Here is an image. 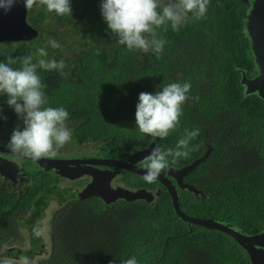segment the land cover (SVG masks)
<instances>
[{
	"label": "trees",
	"instance_id": "obj_1",
	"mask_svg": "<svg viewBox=\"0 0 264 264\" xmlns=\"http://www.w3.org/2000/svg\"><path fill=\"white\" fill-rule=\"evenodd\" d=\"M70 3L72 16L34 6L28 21L39 36L29 42L2 43L6 47L0 48V62H7V55L29 54L37 62L40 47H46L47 59L64 60L63 75L37 70L47 85L44 107L65 108L72 139L90 141L108 157H130V152L153 141L163 149L175 148L185 129L198 128V137L189 145L196 150L167 168L181 169L210 150L185 177L202 193L196 196L180 189L181 209L248 235L264 230V100L246 95L240 83L241 71L255 73L250 42L243 34L247 0H210L205 18L195 20L189 14L179 31H173L170 23L158 28L157 38L167 41L159 59L152 52H129L117 43L101 15L102 0ZM50 38L61 47L48 45ZM67 51L71 52L65 55ZM12 67L20 68L19 60ZM173 82H190L188 95L198 99L182 106L176 130L154 140L136 127L139 94H154ZM2 99L7 101V96ZM6 110L13 129L19 118L8 104ZM153 183L133 187L155 191L157 182ZM161 188L152 203L119 199L106 205L95 198L74 199L48 226L49 245L31 232L34 237L26 249L19 247L20 256L34 264H122L132 257L137 264H250L243 247L226 233L182 221L167 189ZM46 205L33 201L32 191L23 196L0 192V251L18 235L17 221L24 220L21 225L32 231L40 220L37 207L43 211ZM15 241L16 246L22 243ZM0 253V261L7 258L19 264L13 255Z\"/></svg>",
	"mask_w": 264,
	"mask_h": 264
},
{
	"label": "clouds",
	"instance_id": "obj_2",
	"mask_svg": "<svg viewBox=\"0 0 264 264\" xmlns=\"http://www.w3.org/2000/svg\"><path fill=\"white\" fill-rule=\"evenodd\" d=\"M19 0H0V10L5 14L10 12ZM27 12L41 6L48 13L55 12L59 16H72L73 10L70 0H23ZM210 0H102L101 15L107 24V29L116 38L117 43L126 45L129 52H152L159 59L167 43L156 36L161 26L171 24L173 31H179L191 18L200 20L205 18ZM159 9V10H158ZM167 31V28L164 29ZM47 44L53 49L61 45L55 39H49ZM6 47L0 44V48ZM46 47L36 50L33 54L13 58L7 55V62H0V96H7V104L17 114L22 122L12 131L6 147L14 153L33 160L45 156H54L56 151L64 147L71 140V130L66 121L70 118L68 111L63 108L44 107L47 97L38 69L45 71H59L63 75L64 60L47 59ZM19 60L21 67L13 68ZM192 85L190 82H173L157 90L154 94L141 92L136 106V127L140 133L156 138H167L177 129L182 115V106L189 100L198 99L188 95ZM0 119L3 116L0 107ZM199 135V129H185L175 148L163 149L159 145L152 149L140 163L147 169L143 179L147 183L157 180L161 172L174 165L181 158H187L191 151L190 142ZM135 154L134 151L129 153ZM116 203V202H115ZM43 221L37 220L33 226V235L37 238L44 236ZM19 264H34L29 257H18ZM0 264H11L5 258ZM122 264H137L132 257Z\"/></svg>",
	"mask_w": 264,
	"mask_h": 264
},
{
	"label": "water",
	"instance_id": "obj_3",
	"mask_svg": "<svg viewBox=\"0 0 264 264\" xmlns=\"http://www.w3.org/2000/svg\"><path fill=\"white\" fill-rule=\"evenodd\" d=\"M248 8L243 16L244 30L243 34L249 39L252 57L255 63V73L249 76L248 72L241 71V86L246 95H257L264 100V0H247ZM39 36V31L33 27L28 21V12L24 7L23 0H19L16 6L7 14L0 10V44L2 43H19L29 42ZM157 146L153 141L149 147L138 150L130 159H85V160H59L42 157L39 160H33L20 154L11 152L7 147H0V151L15 156H20L26 160H30L38 164L45 170H53L61 177L72 180L79 179L86 175L92 176L93 180L79 195L82 200L97 196L102 199L106 205H111L119 199L128 202L137 200H145L149 203L155 198L154 193L142 188L131 191L125 188L113 189L110 181L118 174L117 171L107 170L108 174L105 179L100 170L94 169L93 165H105L117 169L129 171L144 177L147 169L138 166L152 149ZM210 150L205 155L192 164L181 169H165L157 178V182L162 184L171 196L174 209L177 216L190 225L203 226L210 230H217L226 233L232 237L243 249L249 257L250 264H264V230L261 232L248 235L237 227L215 221L212 219H202L188 215L181 209V197L179 189L189 190L195 194L202 193L192 184L185 182V177L192 172L200 163L205 161L209 156ZM84 165L89 166H82ZM18 165L11 160L0 157V174L8 179L16 180L21 177ZM79 171V174L73 175V172ZM161 191L157 192L160 195Z\"/></svg>",
	"mask_w": 264,
	"mask_h": 264
},
{
	"label": "flooded vegetation",
	"instance_id": "obj_4",
	"mask_svg": "<svg viewBox=\"0 0 264 264\" xmlns=\"http://www.w3.org/2000/svg\"><path fill=\"white\" fill-rule=\"evenodd\" d=\"M0 107H2L3 109V116L7 117V120L4 119H0V147L2 148H6L7 142L4 140V136H3V132H9L10 134L12 133V131L14 130L11 129L10 127V118L8 116V110H6L7 108V104L6 101H4L3 99L0 100ZM22 127V122L19 120V123ZM16 128V127H15ZM3 136V137H2ZM9 136V135H8ZM9 138V137H8ZM73 140V139H72ZM90 148L89 151L91 152H95V153H90V156H80V155H72L69 157H63L61 156V154L57 155L55 154L54 156H45V158H50V159H59V160H85V159H91L93 157H97L100 158L102 160L105 159H118V160H128L131 158L130 157H108L106 156V154L104 152H102V150L100 149L99 146L94 145L92 143H90ZM143 150V149H142ZM65 151V150H63ZM61 151V152H63ZM61 152H57V153H61ZM137 152V151H135ZM0 157L5 158L7 160H11L14 161L19 168V174L21 175V177H17L16 180H11L6 178L5 176L0 174V192H9L12 194H16L18 196H23L25 194V192L27 191H32L33 193V201H39L42 203V206L46 205V208L42 211L41 207H37V213L39 214L38 216L40 217V220L43 221L42 227L44 228V236L41 237L40 240H46L48 238V233L46 232V229H48V226L50 225L52 219H54V216L56 215V213L59 211L60 208H62L63 206H66L68 204H70L72 201H74V199L80 198V193L89 185L91 184L93 177L86 175L84 177H81L79 179L76 180H72L69 178H65V177H61L60 175H58L55 171L53 170H45L44 168L39 167V172H41V174L35 173L33 174V172H31L29 169H31L29 166L32 164H27L25 163V161H28L29 163H34L33 161L30 160H26L20 156H15L12 154H7L3 151H0ZM85 157H90V158H85ZM140 167H143L142 163H138L137 164ZM82 166H85L84 163H82ZM89 166V165H86ZM85 166V167H86ZM94 169L96 170H100V172L103 173L104 178L106 179L108 174H106L107 170H111V171H117L118 174L110 181V186L113 189H117V188H125L131 191H136L138 189H142L144 187H132L126 180L123 179L124 175L126 172V170H122V169H117V168H113V167H109V166H105V165H93ZM129 173V172H128ZM79 174V171H75L73 172V175H77ZM131 174V173H130ZM38 177H41V179H38ZM138 177L143 178L142 176L139 175H135ZM37 182V185L35 188H33L32 190L31 187H33V185ZM157 182V181H155ZM155 184V183H153ZM149 185V184H148ZM152 185V184H151ZM156 190L152 191L149 190L147 188V190H149L150 192L154 193L155 198L153 199L152 202H154V200L156 199L157 196V192L160 190H162L161 187H164L162 184H160L159 182L156 183L155 185ZM180 190V189H179ZM162 192V191H161ZM161 194V193H160ZM68 198L69 200L62 202V199ZM99 199L102 201L101 198L97 197V196H93L91 198H86L88 199ZM81 199V198H80ZM85 200V199H84ZM145 201V200H144ZM117 202V201H116ZM151 202V203H152ZM114 204V203H113ZM44 213V215L41 217V213ZM24 220H18L17 221V225H18V230L17 231V236L15 238V240H19L22 241L23 240V233L26 234L27 236L25 237L27 239V243L30 244L29 240H32L31 238L34 236H31V232L28 228H25L24 226L21 225V222ZM14 239L8 241L9 243V247L4 249V253L9 255V256H14L16 258H18L22 252L21 248L16 247V241Z\"/></svg>",
	"mask_w": 264,
	"mask_h": 264
},
{
	"label": "rangeland",
	"instance_id": "obj_5",
	"mask_svg": "<svg viewBox=\"0 0 264 264\" xmlns=\"http://www.w3.org/2000/svg\"><path fill=\"white\" fill-rule=\"evenodd\" d=\"M165 2H166V0H165ZM60 30H64V28H60ZM70 52L71 51H67V53H65V55L69 54ZM11 134L9 132H6V133L3 132V136L4 137L3 136L2 137L4 138V140L7 143L10 140ZM0 139H2V138H0ZM92 144H94V143H92ZM89 149H91L90 148V141H84V142H80L79 143V142H76V141L72 140V135H71V140L64 147L58 149L55 154H57V155L61 154V156H63V157H69V156H72V155L90 156V153H92V154L95 153V152L89 151ZM63 150H65V151H63ZM61 151H63V152H61ZM86 151H89L90 153L86 152ZM57 152H61V153H57ZM85 158H90V157H85ZM91 159H100V158L93 157ZM25 163L32 164V165L29 166L31 168L29 170L31 172H33V174H35V173L41 174V172H39V167H38V165L36 163L35 164L32 163V162L29 163L28 161H25ZM130 173L126 172L124 177H123V179L126 180L132 187H133L134 184L141 183V182L145 183L147 185L150 184V183H147L143 178L135 176L137 174H134V173L130 174ZM195 195L198 196L199 194H195ZM46 232L48 233V239L45 240V244L49 245V241L48 240L52 239L51 227L46 229ZM23 235L24 236H23L22 243H20L16 247H22L23 249H26L29 244L27 243V239L25 238L27 235L24 234V233H23ZM3 249L0 252H3L4 251ZM1 255H3V254L0 253V256ZM44 255L45 254H40V255H37V256L41 258ZM15 259L18 260L17 258H15ZM11 261H13V260H11Z\"/></svg>",
	"mask_w": 264,
	"mask_h": 264
}]
</instances>
